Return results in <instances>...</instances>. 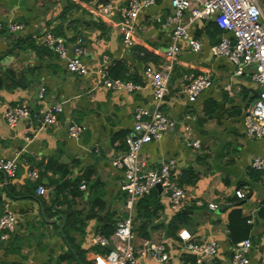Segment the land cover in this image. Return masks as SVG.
Here are the masks:
<instances>
[{"label":"crops","instance_id":"obj_1","mask_svg":"<svg viewBox=\"0 0 264 264\" xmlns=\"http://www.w3.org/2000/svg\"><path fill=\"white\" fill-rule=\"evenodd\" d=\"M101 2L121 7L129 0H0V20L5 22L0 30V158L16 157L19 164L15 178L0 170V216L8 204L17 219L15 232L8 240L0 241V264H57L61 256L73 254L61 233L64 220L60 216H67L69 211L77 212L79 220L85 221L83 228L70 231L73 243L67 237L72 248L74 244L86 250L89 264L105 253L99 251L104 247L92 244L91 237L103 234L101 226L109 222L114 225L124 216L128 198L121 190L123 170L113 160L128 149L126 137L133 129L135 110L154 105L153 89L143 76L144 68L160 67L169 59V46L174 43L180 52L161 109L176 121V128L160 140L146 143L141 154L151 170L163 161L175 160L172 176L190 202L178 212L172 209L162 186L145 195L152 193L151 203L158 199L161 204L156 216L145 219V226L150 240L167 245L169 260L161 263L146 256L137 264H232L234 243L229 215L234 208H240L249 218L251 264H264V169L252 166L253 158L264 157V138L249 136L245 125L246 114L262 90L253 77L255 65L244 66L243 72L237 74L228 58L212 52L225 35L223 29L221 32L214 26L217 23L213 18L189 22L185 15L187 38L175 39L173 24L168 21L173 13L169 0H159L141 12L135 45L125 47L120 13L109 17L98 13ZM260 4L264 14V0ZM9 19L24 28L9 31ZM47 31L65 40L70 56L78 47L85 48L84 62L93 71L84 75L69 72L66 60L45 43ZM190 39L200 41L199 52L192 50ZM34 44L38 48L47 46L53 55L40 56ZM141 48L153 57L144 61ZM116 62H123L128 76L124 79L133 81L138 88L128 91L103 85L94 69L104 68L106 77L123 79L113 70ZM204 73L212 76L214 84L190 101L185 87ZM42 87L46 88L44 98L39 97ZM19 101H26L32 109L62 103L63 112L54 126L23 119L10 127L3 112ZM71 122L87 126L79 138L68 136ZM193 140L200 141L199 148L186 146ZM48 162L56 173L44 171ZM34 168L38 169L37 179L29 176ZM61 171L62 179H85L82 183L86 182V188L80 187L79 197H70L72 204L52 207L56 189L52 180L60 178ZM36 182L46 188L45 192L39 194L34 189L32 195H23ZM238 189L247 193L246 198H238ZM143 197L136 203V215ZM198 201L203 206L196 205ZM209 202L218 203L219 209H209ZM56 210L60 211L58 215H54ZM178 217L185 218L181 229H188L197 240L216 239L217 254L198 263L178 237L169 236L167 229ZM139 224L134 220L138 243L144 240L135 231ZM61 264L69 263L64 260Z\"/></svg>","mask_w":264,"mask_h":264},{"label":"built area","instance_id":"obj_2","mask_svg":"<svg viewBox=\"0 0 264 264\" xmlns=\"http://www.w3.org/2000/svg\"><path fill=\"white\" fill-rule=\"evenodd\" d=\"M159 0H129L128 4L117 7L109 2H101L97 5L98 13L109 17L120 13V31L123 34L125 47L135 45L134 34L141 27L139 16L144 9L152 7ZM173 13L168 17L173 24L175 39L187 38V25L184 23L185 15L189 22L198 19L213 18L217 25L225 31L222 40L212 47V52L218 56H224L236 66V73L241 74L244 66L255 65L254 79L262 85V90L254 106L246 114L245 125L249 136L264 138V14L260 0H169ZM160 21V19H159ZM5 22L0 20V30L5 27ZM24 26L11 19L8 20L7 29L18 32ZM228 34L231 36L229 37ZM45 43L66 60L67 69L71 73L84 75L91 70L84 62L85 48L78 47L72 56L69 48L61 37H55L51 31L44 34ZM193 51L201 50V43L197 39H190ZM180 47L174 43L169 46V59L160 67L148 65L143 70L144 78L150 81L154 93V105L152 108L138 107L134 113V126L126 137L128 149L113 160V164L123 170L124 178L121 182V190L128 198L125 203L124 216L116 222V228L111 236L94 234L91 242L94 245L108 247L110 250L98 257L94 264H137L140 258L152 257L155 261L166 263L169 260V251L164 242L144 239L137 242L134 232L135 207L137 201L149 194L158 185L166 192L169 203L174 211H182L189 204L183 188L172 176L175 160L163 161L156 169H147V161L141 154L146 143L158 141L163 136L176 128V121L163 113L161 107L163 100L170 89V80L174 70ZM108 57L104 56V62ZM103 79V85L109 89H125L133 91L137 86L131 80L106 77L104 68L94 69ZM214 84V79L209 73L195 76L185 87V92L190 101H195L200 94ZM232 93L230 85L226 86ZM45 87L41 88L39 97L44 98ZM63 112V104L58 103L50 107L32 109L26 101H19L7 106L3 116L10 127H15L21 120H37L42 126H54L59 122V115ZM87 129L82 123L71 122L68 127L70 138H79ZM186 146L199 148V140L187 141ZM17 158H0V170L7 176L15 178L18 170ZM252 166L256 169H264V157L253 158ZM32 179L39 177L38 169L29 172ZM86 188V183L81 184ZM46 188L38 186L37 191L43 194ZM236 195L240 199L246 198L247 193L238 189ZM196 205L203 206L202 201ZM6 211L0 216V241L8 240L15 232L17 219L15 213L5 204ZM211 210L219 209V204L209 202ZM252 222V220H249ZM178 238L184 243L188 252L197 257V262L215 256L219 250L216 239L197 240L193 234L183 228L178 232ZM251 238L241 240L233 245L232 264H251L250 251Z\"/></svg>","mask_w":264,"mask_h":264},{"label":"trees","instance_id":"obj_3","mask_svg":"<svg viewBox=\"0 0 264 264\" xmlns=\"http://www.w3.org/2000/svg\"><path fill=\"white\" fill-rule=\"evenodd\" d=\"M214 26L217 27V29H219L221 32L222 30L220 29V27L216 24H214ZM33 48L35 50L38 51L39 55H53V52L49 49H47V46H43V47H37L35 44L33 45ZM142 54V57L145 61L146 59L152 58V54L147 51L145 48H141L139 51ZM113 70L118 71V75H121V78H125L128 77L127 76V70L125 69V65L123 64V62H116L113 66ZM120 78V77H119ZM124 80H129V79H124ZM3 86V81L0 78V88ZM40 166H42V163L39 164ZM44 171H52L53 173L55 172V167L52 163L48 162L46 164H44ZM64 171L60 172V178L58 179H53L52 180V184L54 186H56L55 192H54V198L52 199V207H54L55 205H66V204H72V200L75 197H79L81 195V191H80V187H81V183L83 180H81V177L76 178V179H62L61 177L63 176ZM87 179H89L90 175L87 172L86 174ZM87 181V180H86ZM86 183V182H85ZM39 183H33L28 192L26 194L23 195H32L34 192V189H37ZM157 189L152 190L151 192H156ZM153 194L151 193L149 196H144L138 203L137 206V215L135 217V221L137 220V222L139 221L140 224L136 227L135 231L139 234V237L143 238V239H150V234L148 233L146 226H145V219L147 218H151L153 216H156V213L158 211V209L160 208L161 204L159 202V200L157 199L155 201V203H151V199L150 196H152ZM71 197L72 200H69ZM50 210V209H49ZM63 210V209H62ZM60 213V211L56 210L54 212V215H58ZM67 224L65 227V231L64 234L66 237L69 238V240L73 243V239L70 238V231L76 227V229L80 230L81 228H83L85 221L83 219V221L79 220L78 217V213L74 212V211H69V213L67 212ZM179 218V217H178ZM248 219L247 217H245L241 211L240 208H234L230 215H229V231H230V237L233 241V243H237L240 240H244L249 238V234L251 231V225L248 223ZM184 221L185 218H179L177 220H175L171 226H169V228L167 229L168 231V235L172 236V237H178V232L181 229V227H183L184 225ZM80 224L81 226L78 227L76 226L77 224ZM116 228V224L114 223H106L105 225L101 226L100 230L103 234L107 235V236H111ZM183 229V228H182ZM186 229V228H185ZM188 230V229H187ZM74 249H76V252L80 258V260L82 261L83 264H89V262L86 260V250H82L79 246H75L73 244ZM110 250V248L108 247H104V248H99V251L101 252H108ZM64 260H68L69 264H77V260L74 254H72L71 252H68L67 254L61 256L58 260L57 264H61L62 261ZM79 264V263H78Z\"/></svg>","mask_w":264,"mask_h":264},{"label":"water","instance_id":"obj_4","mask_svg":"<svg viewBox=\"0 0 264 264\" xmlns=\"http://www.w3.org/2000/svg\"><path fill=\"white\" fill-rule=\"evenodd\" d=\"M80 36L82 37L83 35L80 34ZM3 174H4L5 176H7V174H6L5 172H3ZM157 188H158V189H162L161 185H158ZM60 219H63V220H64L63 225H62V227H61V233H62V235L64 236V239L66 240V242H67V244H68L70 250L73 252V254L75 255V257H76V259L78 260V262H79L80 264H82V263H81V260H80V258H79V256L76 254L75 250H74V249L72 248V246L69 244V241L67 240V237H66L65 234H64V227H65V225H66L67 216H60ZM47 221H48V219H47Z\"/></svg>","mask_w":264,"mask_h":264}]
</instances>
